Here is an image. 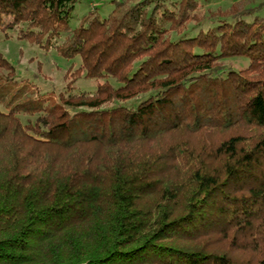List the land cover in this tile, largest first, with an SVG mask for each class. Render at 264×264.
Here are the masks:
<instances>
[{
	"label": "trees",
	"instance_id": "trees-1",
	"mask_svg": "<svg viewBox=\"0 0 264 264\" xmlns=\"http://www.w3.org/2000/svg\"><path fill=\"white\" fill-rule=\"evenodd\" d=\"M96 1L71 28L80 0H0L80 58L53 99L0 52V264H264V5Z\"/></svg>",
	"mask_w": 264,
	"mask_h": 264
},
{
	"label": "rangeland",
	"instance_id": "rangeland-1",
	"mask_svg": "<svg viewBox=\"0 0 264 264\" xmlns=\"http://www.w3.org/2000/svg\"><path fill=\"white\" fill-rule=\"evenodd\" d=\"M236 0H195L197 3L198 17L200 18L202 27L206 28L212 20V16L219 11H223L231 6ZM254 5L263 4L264 0H253ZM95 6L100 7V14L106 17L112 10V5L109 2H97L96 0H80L75 6L70 19L71 28H75L79 19ZM260 15L264 17V6L260 11ZM14 21L12 14L3 15L4 25ZM194 24L189 28L194 29ZM19 27L13 29H4L0 31V52L13 65L15 69V77L17 81H27L32 88L33 96L50 95L53 99L57 98L59 93L66 91V85L70 78H65L67 71L72 68V71L78 69L80 58L76 57L73 60H67L60 57L54 50L50 48H40L30 44L27 41L16 39ZM8 36L9 38H5ZM63 40V36L57 43ZM247 65L244 59H236L231 62L234 69H239ZM95 90V84L91 80L81 78L74 84V93L90 92ZM132 101L124 105L130 104ZM135 102V101H134ZM24 122L25 118L22 119Z\"/></svg>",
	"mask_w": 264,
	"mask_h": 264
}]
</instances>
